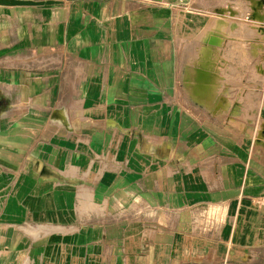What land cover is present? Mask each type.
<instances>
[{
  "label": "crops",
  "instance_id": "crops-1",
  "mask_svg": "<svg viewBox=\"0 0 264 264\" xmlns=\"http://www.w3.org/2000/svg\"><path fill=\"white\" fill-rule=\"evenodd\" d=\"M255 1L0 0V264H264Z\"/></svg>",
  "mask_w": 264,
  "mask_h": 264
},
{
  "label": "rangeland",
  "instance_id": "rangeland-1",
  "mask_svg": "<svg viewBox=\"0 0 264 264\" xmlns=\"http://www.w3.org/2000/svg\"><path fill=\"white\" fill-rule=\"evenodd\" d=\"M188 2H189V0H183V5L188 4ZM246 4L248 6L247 9H249V10L255 12V14H257V11H258V8H259V5H260L258 3V1H255V0H247V2H245L244 5H246ZM241 5L243 6V3ZM224 12L225 13H229L230 15L232 14L231 16H233L235 14L233 10H231L229 12L228 11L227 12L226 11H223L222 13H224ZM244 12H246V11L244 10ZM221 17H222L221 15H215V14H213L211 12V15H208V16L207 15L206 16L204 15L203 17H199V19H198L199 21H201L202 23H205V24H209L212 20L215 19L213 21L212 25H211L210 31L202 32L199 35V38H200L201 41L209 42V44H207V43H206V45L200 44L198 50L196 51L197 54L191 53L189 55V57H188V59H189L188 61L190 62V64L188 65V68H187L186 74H185V85H186V88L188 89L189 84L192 83V78H191L190 75L191 74L192 75L193 74H196V76H197L196 86L198 87V93L199 94L200 93L202 94V93H204L206 91L207 85L205 84V82L211 81V80H216L215 77H213V75L211 76V74H209V73L206 72L207 69H205L206 65L204 63H205V57L207 58V57L210 56L211 58L213 57L214 60H216V58H217V55L215 53L216 50H215L214 46L222 43L223 36H221V35L223 34L224 28H225V26L227 24V22L225 20L220 19ZM262 17H260V18L259 17L258 18L255 17V19L261 20ZM229 20L232 21V23H231L230 26H232V25L234 26V24H241L242 26L243 25H246V26L247 25H256L257 26V24H254V23L249 22V19L246 20L245 19V14H242L241 17L229 18ZM257 27L258 28H261L262 33H260L261 31L260 32L259 31L256 32V30H253L252 32H249L248 31V32L245 33L246 37L247 38H251V39H253L254 37H256L258 39L260 38L261 40H264V26L258 24ZM251 45H253V47L252 48H248ZM254 45H258V46L255 47ZM259 45H261V46H259ZM246 47L248 49L245 50L242 53V56L246 57V59L252 58L253 56H259V57L262 58V64H263V67H264V42L258 41L256 43H254V42L253 43H247L246 44ZM258 48H260V49H258ZM238 55H241V54H238ZM197 59L198 60L201 59V63H197ZM208 67L211 68L212 66L209 65ZM213 67H214V72H215L216 76L217 75L220 76L219 75V69H217L215 67V65H213ZM259 70H260V73H263V68L261 66H260ZM209 72H210V70H209ZM208 76H209V78H208ZM263 84H264V81H263ZM201 99H203V98H201ZM207 100H209V98H204L203 100H201V102L206 105V103H207L206 101ZM201 102H199L198 104L202 105ZM246 108H247V106H246Z\"/></svg>",
  "mask_w": 264,
  "mask_h": 264
},
{
  "label": "bare ground",
  "instance_id": "bare-ground-1",
  "mask_svg": "<svg viewBox=\"0 0 264 264\" xmlns=\"http://www.w3.org/2000/svg\"><path fill=\"white\" fill-rule=\"evenodd\" d=\"M209 54V53H208ZM207 55V54H206ZM206 58V57H205ZM209 66V65H208ZM203 69V68H202ZM205 69H206V67H205ZM204 70V69H203ZM207 72V71H206ZM204 73V72H203ZM207 75V74H206ZM208 78H209V76H208ZM206 80V79H205Z\"/></svg>",
  "mask_w": 264,
  "mask_h": 264
},
{
  "label": "built area",
  "instance_id": "built-area-1",
  "mask_svg": "<svg viewBox=\"0 0 264 264\" xmlns=\"http://www.w3.org/2000/svg\"><path fill=\"white\" fill-rule=\"evenodd\" d=\"M180 2L183 1V0H179Z\"/></svg>",
  "mask_w": 264,
  "mask_h": 264
}]
</instances>
